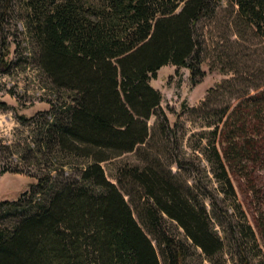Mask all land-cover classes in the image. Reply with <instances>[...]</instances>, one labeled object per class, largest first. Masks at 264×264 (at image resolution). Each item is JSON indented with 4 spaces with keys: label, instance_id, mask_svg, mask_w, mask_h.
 Returning <instances> with one entry per match:
<instances>
[{
    "label": "trees",
    "instance_id": "trees-1",
    "mask_svg": "<svg viewBox=\"0 0 264 264\" xmlns=\"http://www.w3.org/2000/svg\"><path fill=\"white\" fill-rule=\"evenodd\" d=\"M5 1L9 5L10 0ZM220 1L26 0L41 65L70 98L61 108L62 117L49 124L52 134L64 149L92 160L82 168V182L64 181L45 201L17 207L12 228L0 229V264H161L155 244L101 162L146 141L148 119L162 99L150 80L161 66L189 68L193 84L203 79L196 26ZM230 1L238 5L241 17L264 31V0ZM252 99V109L241 110L243 121L253 123L256 115L259 122L254 124L260 127L264 90ZM240 137L234 130L231 150H226L237 163L253 150L258 155L264 150L261 139L242 143ZM213 148L214 174L231 195L232 206L215 196L210 204L190 196L173 175L152 164L125 167L144 188L143 216L163 245L167 264H185L189 247L168 232L164 214L208 255L221 250L227 237L215 230V218L236 245L239 260L234 264H249L250 250L258 246L256 230L238 200L230 164L222 149L215 144ZM255 185L250 187L256 195ZM234 209L240 212L238 217Z\"/></svg>",
    "mask_w": 264,
    "mask_h": 264
},
{
    "label": "rangeland",
    "instance_id": "rangeland-1",
    "mask_svg": "<svg viewBox=\"0 0 264 264\" xmlns=\"http://www.w3.org/2000/svg\"><path fill=\"white\" fill-rule=\"evenodd\" d=\"M196 28L206 72L203 79L193 84L189 68L173 63L161 66L150 80L162 92V99L148 119L146 141L101 163L155 244L161 264H167L163 245L143 216L144 188L125 167L152 164L173 175L190 196H199L206 204L215 196L223 205L232 206L231 195L214 174L215 144L230 164L238 200L256 230L258 246L251 248L249 264H264V150L259 155L253 150L241 163L226 153L231 150L229 138L234 130L242 143L264 141V122L255 127L256 115L253 123H245L242 117L243 111L252 109V96L264 90V31L241 17L238 5L230 0L220 1ZM69 100L63 86L55 85L41 65L26 0H10L9 5L0 0V229L12 228L18 206L29 208L45 201L54 186L64 181L82 182V168L92 158L64 149L49 125L62 117L61 108ZM252 183L258 189L256 195ZM239 214L234 209V215ZM215 220V230L227 237L221 250L208 255L176 220L163 215L168 232L189 247L185 264H234L239 260L232 237ZM243 236L246 242L248 236Z\"/></svg>",
    "mask_w": 264,
    "mask_h": 264
}]
</instances>
